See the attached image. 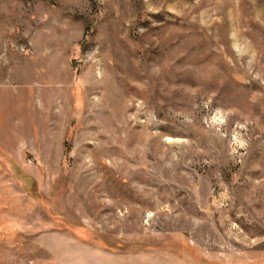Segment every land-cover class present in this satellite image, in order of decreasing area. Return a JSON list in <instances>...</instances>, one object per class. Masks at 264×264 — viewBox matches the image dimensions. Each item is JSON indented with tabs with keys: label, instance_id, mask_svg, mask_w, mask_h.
<instances>
[{
	"label": "rangeland",
	"instance_id": "1",
	"mask_svg": "<svg viewBox=\"0 0 264 264\" xmlns=\"http://www.w3.org/2000/svg\"><path fill=\"white\" fill-rule=\"evenodd\" d=\"M0 264H264V0H0Z\"/></svg>",
	"mask_w": 264,
	"mask_h": 264
}]
</instances>
